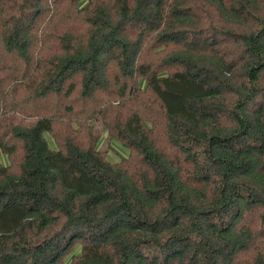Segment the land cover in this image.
<instances>
[{
	"label": "trees",
	"instance_id": "1",
	"mask_svg": "<svg viewBox=\"0 0 264 264\" xmlns=\"http://www.w3.org/2000/svg\"><path fill=\"white\" fill-rule=\"evenodd\" d=\"M62 263L264 264V0H0V264Z\"/></svg>",
	"mask_w": 264,
	"mask_h": 264
},
{
	"label": "rangeland",
	"instance_id": "2",
	"mask_svg": "<svg viewBox=\"0 0 264 264\" xmlns=\"http://www.w3.org/2000/svg\"><path fill=\"white\" fill-rule=\"evenodd\" d=\"M21 94H18V103L17 107L9 112L8 115L12 116L16 121L26 120V121H34L37 117L45 114H54L55 118V135H59L62 137V133L68 131L69 133L76 132L78 136H81L83 140L87 143H92L96 141L97 147L101 153H103L106 158L111 162H118L125 157H130L131 150L129 148H125L121 141L117 138H112V135L105 127V118L103 115L94 114L93 117H90L87 113L78 114L82 123L84 125H78L72 118L70 121L62 119V109L54 107V100L51 102L45 100H31L30 98L23 100L20 98ZM145 100L137 103L141 110H144L145 116L149 118L158 117L159 113V105L156 101H153V97L144 96ZM81 103L78 102L75 104L78 107ZM21 106V108H20ZM147 106V107H146ZM23 107V108H22ZM23 109V110H22ZM126 112V110L124 111ZM54 113V114H53ZM105 121V122H104ZM83 126V128H82ZM92 133V134H91ZM49 136V139L54 146L57 145L56 137L53 135ZM22 150L18 149L11 157V167L13 169L19 168V162L21 161ZM6 162H8L6 160ZM80 252L79 243L74 244L72 248H70L63 256L64 262H71L74 258V253ZM64 264V263H62Z\"/></svg>",
	"mask_w": 264,
	"mask_h": 264
}]
</instances>
